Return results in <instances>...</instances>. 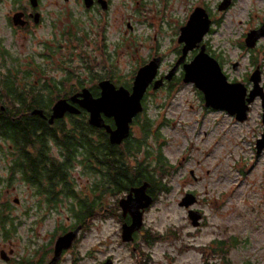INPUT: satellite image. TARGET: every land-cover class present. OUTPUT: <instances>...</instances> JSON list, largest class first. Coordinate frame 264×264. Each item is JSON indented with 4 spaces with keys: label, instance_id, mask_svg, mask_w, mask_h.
Listing matches in <instances>:
<instances>
[{
    "label": "rangeland",
    "instance_id": "1",
    "mask_svg": "<svg viewBox=\"0 0 264 264\" xmlns=\"http://www.w3.org/2000/svg\"><path fill=\"white\" fill-rule=\"evenodd\" d=\"M195 1L108 0V8L103 12L99 11L101 8L87 9L83 0H41L45 19L36 36L46 38L63 28L95 33L96 22L105 16L106 47L115 54L111 58L119 69L128 75L135 71L139 61L150 56L156 45L165 51L167 63L174 60L175 54L170 47L179 35L187 10ZM26 2L28 0H0L1 34H10L5 26L7 10L14 4ZM260 17H264V0H237L226 16L224 27L227 33H239L246 22L256 23ZM8 40L12 44L14 39L9 37ZM20 43L19 40V46ZM18 45H14L15 54L21 51ZM27 45V50H42L40 43L28 41ZM92 50V56L99 60L101 52L93 48V42ZM95 68L103 72L101 66ZM241 70L243 68L239 72ZM70 83L67 82L66 87ZM186 89L168 107L163 106L164 100L161 105L153 103L155 97L148 100L149 117L159 122L165 114L169 123L160 129L158 137L148 135L145 145L154 152L161 148L167 168H172L173 172L168 178L169 191L158 194V200L144 213L143 229L134 242L130 245L121 241V221L116 215L110 216L117 197H109L106 202L109 216H92L85 223V229L78 231L80 237L74 251L68 252L60 264H71L74 256L75 264H102L108 257L113 258L114 264H135L137 257L145 262L146 253L150 258L147 264H204V254L188 245H193L192 248L205 246L213 240L231 236L237 237V245L226 257L221 254L208 256L207 264H264V152L257 157L252 150L255 137L264 130L260 106L254 107L252 117L246 123H232L226 116L215 121L218 114L198 118L200 110L195 105V96H187ZM187 97L190 102L186 101ZM0 145L6 144L0 140ZM140 157H144V152ZM179 161L181 165H178ZM73 174L78 194L88 191L95 181V176L88 174L81 165L76 166ZM24 188L18 187L15 196L19 197L20 203L13 204L16 233L12 244L19 254L26 248L32 254L38 246L54 243L60 235L58 228L69 226L78 218H74L75 212L70 209L71 201L63 199L57 209H50L47 203L26 198ZM187 192L197 198L191 208L204 214L198 227L192 226L188 208L179 205ZM146 230H151L152 234L172 230L178 232V238L170 234L168 240L148 246L143 239ZM3 238L0 231V243ZM135 246L138 253L133 251Z\"/></svg>",
    "mask_w": 264,
    "mask_h": 264
},
{
    "label": "flooded vegetation",
    "instance_id": "2",
    "mask_svg": "<svg viewBox=\"0 0 264 264\" xmlns=\"http://www.w3.org/2000/svg\"><path fill=\"white\" fill-rule=\"evenodd\" d=\"M106 2L108 8V0ZM236 3L237 0H196L190 5L181 27L190 20L194 10L199 7L205 11V14L202 13V18L208 17L209 19V29L202 36L201 41L188 50L183 62L176 67L175 72L169 78L170 71L175 68L182 56L184 44L178 41L180 30L177 39L173 40L170 47L172 53L175 54L174 60L167 63L165 51L163 52L160 50L161 47L158 48L156 45L153 46L150 56L146 60L139 61L135 71L127 75L119 69L116 61L112 59L115 54L106 47L105 16L96 22L95 33H92L93 31L80 33L78 28L74 31L63 28L58 34H50L49 37L40 39V36H36V32L43 25L45 19L40 8L41 0H38L36 6H33L28 0L25 4L17 6L14 4V7L7 10L5 26L10 34L4 36L0 33V140L6 144L0 145V231L4 235L3 242L0 243V264H49L54 255V243L38 246L32 254L28 253L29 248L19 254L13 247L16 227L14 226L12 210L13 204L20 203L19 197L15 196L19 186L25 187L23 193L26 198L28 197L38 203H47L50 209L53 207L57 209L63 199L71 201L70 209L73 213L75 212L74 218L77 217L76 212L79 207L77 198L74 195L64 194L62 179L64 168L66 181L73 186V190L75 189L74 184L77 181L74 178L73 170L77 165H81L79 157L67 159L64 148L58 145L57 141H54L52 135L49 134L52 131L48 132L47 130L49 127L60 129L62 122L64 123L71 115L83 116L88 122L89 113L81 108L79 103L70 100L72 95L87 89L94 98H97L101 94L100 83L106 80L113 84L115 89L122 87L132 92L138 69L158 57L159 63L156 74L147 86L141 100L143 111L133 118L130 136L119 145H125L134 138L142 139L141 123L146 121L145 119H148L151 125L149 128L151 134H159L160 129L167 125L169 120L165 114H162L159 122L152 120L147 113L148 100L155 97L153 102L155 105H161L164 100L163 106L168 107L173 104L175 97L180 95L184 88H187L185 90L187 96L191 94L195 96V105L200 110L197 115L198 118L199 116L206 117L218 114L215 121L226 116L232 123H246L250 121L254 107L260 106V118L263 123L264 17H260L256 23L246 22L245 27L242 31L239 30V33L233 31L227 33L228 30L224 27L227 21L226 16L234 9ZM96 8H101L99 11L103 12L107 10V8L102 7L100 0H93L91 7L87 9L94 10ZM90 33L93 37L90 36ZM226 33L227 35H225ZM256 35L259 37L252 42V37ZM9 37L14 39L12 44L8 40ZM250 38L251 43L249 44ZM19 40L21 41L20 46L18 45ZM28 41H32L34 44L40 43L42 45L41 52L34 48L27 50L29 48ZM92 42L93 48L101 52L99 60L92 56L94 53ZM15 44L21 50L17 54L14 50ZM199 54L201 55L202 69L208 71L209 65L212 71L217 73L220 88L223 89L226 85L229 96L225 98H235L233 92L235 90L231 87H237L238 94L242 90V100L247 106L246 120L239 121L236 114L208 105L207 93L199 89L194 83L184 81V66L194 61ZM234 55L237 57L233 58ZM165 63L166 66L164 67ZM97 66H101L103 72L96 71L95 67ZM242 68L243 70L239 72ZM67 82H71L68 87H66ZM156 82H158L157 87H155ZM58 91H61V94H57ZM64 91L68 92L65 94L66 96ZM252 92L256 95L249 101ZM158 93L160 94L157 95ZM61 98L71 102L79 109V112H66L64 117L49 122L52 107ZM158 98L161 100L158 101ZM35 99L38 100V103L32 105ZM186 101L190 102L191 99L187 97ZM191 105L194 104L191 103ZM36 110L41 113H34ZM103 118L107 125H110L112 129L115 128L112 117L103 116ZM101 129L111 143L109 133L105 128ZM262 133L255 137L252 144L253 155L257 157L264 152V149L261 153H257L256 150L257 140ZM23 134L27 136L28 144L16 146L14 139ZM56 135L60 137L61 132L57 131ZM142 149L141 146L138 153L139 157ZM64 160L67 161L66 164L63 163ZM181 163L179 161L178 165ZM190 174L193 175V172L191 171ZM133 186L138 185L131 187ZM131 187L120 195L125 197ZM121 196L119 198L117 196L114 202L118 206L117 213L119 216L116 218L121 221L123 227L124 224L131 223V218L128 213L123 215L118 203L119 199L122 198ZM28 210L30 211L31 208ZM147 210L148 208L145 212ZM79 225L83 231L85 223H81L75 218L69 226L59 227L58 232L64 234ZM140 231L134 233L135 239ZM79 237L80 234L78 233L71 247L63 250L60 259L55 264H60L68 252L74 251L75 242ZM7 243L10 245L9 247H7ZM136 250V246L133 247V251L138 253ZM75 261L74 256L71 264H75Z\"/></svg>",
    "mask_w": 264,
    "mask_h": 264
},
{
    "label": "water",
    "instance_id": "3",
    "mask_svg": "<svg viewBox=\"0 0 264 264\" xmlns=\"http://www.w3.org/2000/svg\"><path fill=\"white\" fill-rule=\"evenodd\" d=\"M29 1L33 6L38 4V0ZM83 1L86 8L91 7L93 3V0ZM100 2L102 7L106 9L107 2L105 0H100ZM202 13L205 14V11L197 7L191 15L190 20L181 27L178 41L184 44L182 56L177 62L175 68L170 71L168 78L171 77L175 72L176 67L183 62L188 50L192 49L198 42H200L202 36L209 29V19L208 17L203 19ZM258 37V35L253 36L252 42ZM248 41L250 44L251 38ZM200 57L201 55L199 54L194 61L184 66V81L192 82L199 89L205 91L208 95V105H212L214 108L227 110L231 114H236V118L239 121L246 120L247 106L242 100V90L239 89L241 91L240 94H238L237 87H231L234 88L233 90H235L233 91L235 98H225L226 96H229L226 85L223 89L220 88L219 81L217 80V73L212 71L209 65L208 71H204L202 69ZM158 63L159 58L157 57L138 69L132 92L122 87L115 89L114 85L106 80L100 83L101 94L99 97L94 98L87 89H84L83 91L72 95L70 100L72 102L79 103L80 107L84 108L89 113L88 122L90 125L97 128H105L109 133L110 142L112 144L119 145L124 139L130 136L133 118L143 111L141 100L147 86L154 79L158 68ZM158 82H156L155 87L158 86ZM255 95L256 94L252 92L249 101H251ZM66 112L78 113L79 109L66 99L61 98L57 100L52 107V115L49 119V122H53V120L56 118L64 117ZM34 113L41 112L36 110ZM103 116L112 117L114 119V129L105 123ZM263 149L264 131L257 140L256 144L257 153H261ZM149 186L150 183L144 181L138 186L131 187L127 195L119 199L118 203L122 209L123 215L128 213L131 218V223L124 224L122 227L121 240L123 242L131 243L134 239V233L139 231L143 225V215L145 209L148 208L153 202V196L148 192ZM196 202V196L192 192H187L179 203L180 206L188 208V217L191 220L193 227H198L202 219V213L191 208ZM80 229L81 226L79 225L77 228L57 237L54 245V256L49 264H55L58 262L61 257V253L63 250L71 247ZM102 264H114V262L113 259L109 257Z\"/></svg>",
    "mask_w": 264,
    "mask_h": 264
},
{
    "label": "trees",
    "instance_id": "4",
    "mask_svg": "<svg viewBox=\"0 0 264 264\" xmlns=\"http://www.w3.org/2000/svg\"><path fill=\"white\" fill-rule=\"evenodd\" d=\"M56 93L61 94V91ZM66 93L68 94L64 91V95ZM37 103L38 100L35 99L32 105ZM145 120L141 123L142 139L134 138L125 145H112L109 143L102 129L90 125L83 116H69L64 123L62 122L60 129L47 128L48 132L52 131L49 134L52 135L54 141H57V144L64 148L67 159L79 157V163L87 173L95 175V181L89 185V190L86 192L80 191L78 194L75 189L73 190V186L66 181V177H64L66 171L63 168V192L65 195L76 196L79 206L76 215L81 223H86L92 216H109V212H107L108 205L106 204L109 197H117L128 191L132 185H140L144 181L149 182V193L153 195L154 202L158 200V194L169 191L171 185H169L168 178L173 170L167 168L168 163L162 154L161 148L154 152L145 145L148 135L151 134L149 130L151 125L148 119ZM57 131L61 132L60 137L56 135ZM154 135L158 137L159 134ZM14 143L16 146H25L28 144V138L24 134L22 136L18 135L14 139ZM141 146L143 147L142 152H144L143 158L138 155ZM63 163L66 164L67 161L64 160ZM117 207L115 202L112 206L113 211H110L116 217L119 216L118 211L115 212ZM177 233L170 230L165 233L156 232L152 234L151 230H146L143 239L148 246H151L157 241L168 240L170 234H173L176 239L178 238ZM237 243V237L231 236L228 239L213 240L205 246H194L192 248L193 245H188V248L203 253L204 264H207L209 263L208 256L221 254L226 257ZM147 257H149V254L146 253V257H143L146 259L145 262L137 257L135 264H147L150 261V258Z\"/></svg>",
    "mask_w": 264,
    "mask_h": 264
}]
</instances>
